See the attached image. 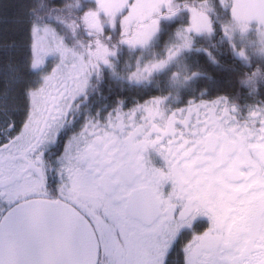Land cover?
<instances>
[{
    "label": "snow or ice",
    "instance_id": "1",
    "mask_svg": "<svg viewBox=\"0 0 264 264\" xmlns=\"http://www.w3.org/2000/svg\"><path fill=\"white\" fill-rule=\"evenodd\" d=\"M11 6L0 264H264V0Z\"/></svg>",
    "mask_w": 264,
    "mask_h": 264
},
{
    "label": "trees",
    "instance_id": "2",
    "mask_svg": "<svg viewBox=\"0 0 264 264\" xmlns=\"http://www.w3.org/2000/svg\"><path fill=\"white\" fill-rule=\"evenodd\" d=\"M0 2L3 4V7H0V17H5L8 20V24L0 25V28H3L4 31H7L9 34H11V31L14 27L11 21L14 19L16 14V9L11 6L13 0H0Z\"/></svg>",
    "mask_w": 264,
    "mask_h": 264
}]
</instances>
